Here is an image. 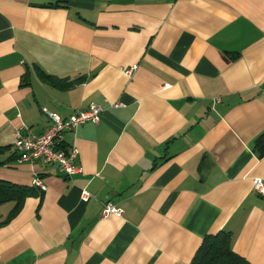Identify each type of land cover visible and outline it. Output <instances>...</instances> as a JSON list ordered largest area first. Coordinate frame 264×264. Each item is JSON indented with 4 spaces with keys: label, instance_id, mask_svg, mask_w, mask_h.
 <instances>
[{
    "label": "crops",
    "instance_id": "obj_1",
    "mask_svg": "<svg viewBox=\"0 0 264 264\" xmlns=\"http://www.w3.org/2000/svg\"><path fill=\"white\" fill-rule=\"evenodd\" d=\"M67 2L0 0V148L43 134V107L102 110L77 130L71 178L0 153L1 181L47 188L11 219L15 202L0 205V264H190L221 231L264 264V0Z\"/></svg>",
    "mask_w": 264,
    "mask_h": 264
},
{
    "label": "built area",
    "instance_id": "obj_2",
    "mask_svg": "<svg viewBox=\"0 0 264 264\" xmlns=\"http://www.w3.org/2000/svg\"><path fill=\"white\" fill-rule=\"evenodd\" d=\"M133 69L125 70L124 73L130 76ZM42 112L47 115L51 121L50 127L41 135L35 136L29 133H23L22 130L15 132V141L12 151L18 157V161H39L44 165L55 166L59 168L67 178L81 173L82 169L77 163L78 150L75 146L76 133L80 126L86 123L98 124L101 121V108L90 106L87 110L77 111L69 118L62 119L58 114L49 112L42 108ZM70 133L73 137V143L68 149L64 148V136ZM32 185L42 192L46 191V186L42 180L35 177ZM253 190L261 197H264V182L255 178L252 180ZM91 195L82 190L81 200L87 202ZM103 217L111 215L121 216L122 210L112 203H104L101 212Z\"/></svg>",
    "mask_w": 264,
    "mask_h": 264
},
{
    "label": "trees",
    "instance_id": "obj_3",
    "mask_svg": "<svg viewBox=\"0 0 264 264\" xmlns=\"http://www.w3.org/2000/svg\"><path fill=\"white\" fill-rule=\"evenodd\" d=\"M64 5H68L67 0H50V3L47 5V7H58ZM40 76L43 81L61 88H69L82 82V79L68 82L58 81L56 78L45 75L42 72H40ZM9 149L11 148H0V153ZM253 150L257 158L261 159L264 157V131L255 139ZM41 195L42 191H40L33 185L31 187L19 186L0 180V205L8 202H15L14 207L10 211L9 219L15 217L19 213L22 208L23 201L27 196L40 197ZM190 264L251 263H249L247 260L239 256L232 250L230 233L227 231H221L216 235H209L203 239L202 244L195 253Z\"/></svg>",
    "mask_w": 264,
    "mask_h": 264
}]
</instances>
